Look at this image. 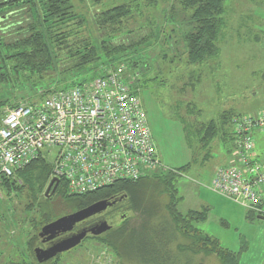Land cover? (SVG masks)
Segmentation results:
<instances>
[{
  "label": "rangeland",
  "instance_id": "374dc122",
  "mask_svg": "<svg viewBox=\"0 0 264 264\" xmlns=\"http://www.w3.org/2000/svg\"><path fill=\"white\" fill-rule=\"evenodd\" d=\"M93 1L73 0L78 12L86 20L84 27L91 35L97 34L94 22L97 8ZM115 1L132 5L138 4L134 19L129 20L121 27L122 35L119 36L120 32L116 34L118 35V44H135L146 38L150 32L153 34L148 45L141 50L140 60L142 67L146 66V72L143 74L140 70L138 97L146 115L154 144L159 151L162 167L177 169L185 163L191 162L197 155L201 160L205 150L197 151L196 149L198 139L195 129L200 124L216 120L223 111L232 110L244 116L264 114V81L262 80L264 72V2L259 0H224L225 12L222 18L225 24L218 38L220 54L217 58L211 59L201 66H193L186 64L182 42V37L188 30L187 21L190 14L181 11L179 0H154L159 8L148 7V0ZM109 2L105 1L104 3L107 6ZM170 7L173 8L169 10ZM38 9L40 10V7ZM1 16L3 18L0 20V29L3 31L6 27L14 26L11 28H15L14 24H17V21L20 23L19 21L22 19L24 21L27 18V23L30 22L25 8L13 12L5 11ZM76 28L71 23L64 31ZM12 36L7 35L8 38ZM64 53L57 54L61 57L57 66L59 71L47 75L41 83L34 76L31 81L38 84L33 87L27 85L28 83L22 79L18 80L20 85L14 87L17 82L14 81L15 78H12V82H10L12 84L0 85V101L8 99L9 103L25 104L33 99L36 100L41 95L45 96L52 91L62 90L63 88L58 86L61 79L78 84L89 77H97L92 69L75 78H67V75L57 76L58 73L68 68ZM162 54H166L168 60H163ZM170 60L172 61L170 62ZM126 65L127 63L120 62L117 68L126 71L128 70L125 69ZM127 74L133 79L132 73L127 71ZM61 85H64V81ZM7 107L8 105L0 107V117ZM263 133L264 127H261L256 128L252 135L255 156H258L256 160L260 164H264V159L257 149L256 140ZM188 140H191V146L188 145ZM218 140V138L214 139L209 147L211 154L214 153V155L212 154L213 158H210L205 166L201 167L197 164L189 173L182 174L177 180V187L181 182L186 183L187 177L198 179L200 183L202 179L204 187L209 184L215 170L222 166V163L217 161V154L222 152H217L214 147L216 142L219 143ZM196 173L202 175L195 177ZM48 185L49 182L42 190V196H39L40 201L43 200L42 197L45 198ZM187 200L186 196L183 197L182 202L178 205L179 212L183 214L188 210L185 207L188 203ZM47 202V206L51 210L52 221L73 213L65 208L58 195L48 199ZM234 205L237 207L233 206V210H229L230 215L213 204L208 205L211 207L207 220L197 225L198 230L217 239L222 247L234 252L239 251L240 237H243L249 246L242 253L239 264H264L262 263L264 262V219L255 220L253 223L244 221L241 218L243 214L238 209L243 213L245 209L240 205ZM200 208L202 207L199 205L189 207L191 210ZM33 220L39 222L41 219L40 210L36 207L30 193L27 190L7 192L0 187V264L33 262L28 254L26 241L23 244H17V239L22 238L20 232L25 231L31 237ZM128 223V228L137 227L139 220L136 218ZM113 224H115L113 229H116L117 222H113ZM153 224L157 238L154 237L155 241L153 239V256L159 259L157 264H193V262L196 264H219L214 256L191 257L188 253H180L176 250V246L188 244L181 233L178 231L173 234L171 232L174 231L171 229L169 233L163 232L164 234L159 236L157 229L159 223L155 221ZM38 227L37 230H34L36 234L42 226ZM24 238L26 237L24 236ZM54 259L57 264H122L111 249L93 238H86L76 248L58 255ZM127 264L144 263L135 260Z\"/></svg>",
  "mask_w": 264,
  "mask_h": 264
},
{
  "label": "trees",
  "instance_id": "16d2710c",
  "mask_svg": "<svg viewBox=\"0 0 264 264\" xmlns=\"http://www.w3.org/2000/svg\"><path fill=\"white\" fill-rule=\"evenodd\" d=\"M105 1L109 2L108 0L93 1L97 8L94 17L97 33L95 35L89 34L84 27L86 20L78 12L73 0L0 1V20L5 11L13 12L24 8L30 17L28 23L27 18L19 21L20 23L17 21V24H14L17 28L12 29L11 27L14 26H10L6 27L5 31L0 29V85L12 84L10 82L15 78L14 81L19 83L18 80L22 79L33 87L38 84L31 81L34 76L41 83L47 75L59 71L57 66L61 57L57 54L65 52L68 68L57 76L67 75V78H75L92 69L97 77H101L109 72L118 71L117 66L120 62H124L127 63V68H124L128 70H119L121 77L131 93L138 97L139 74L146 72V66L142 67L140 60L141 50L148 45L153 34L150 32L146 38L135 44H118L116 34L121 31L123 25L134 19L138 4L111 0L106 6ZM259 1L264 2V0ZM148 3V7L159 8L154 0H148ZM178 4L182 8L181 11L190 14L187 21L188 30L182 37L186 64L201 66L217 58L220 54L218 38L225 24L222 18L225 12L224 0H179ZM172 8L170 7L169 10ZM71 23L77 28L64 31ZM9 34L13 36L8 38ZM120 35L122 32L119 33ZM162 59H167L166 54H162ZM127 71L133 74V79ZM97 77H89L78 84L61 79L58 86L67 89L87 84ZM262 80L264 81V72ZM62 81L64 85H61ZM17 82L14 87L20 85ZM45 96L41 95L36 100H41ZM7 105L15 107L21 104L9 103L8 99L0 101V107ZM242 116L227 110L220 113L216 120L196 127L195 135L198 139L196 149L205 150L201 160L197 155L191 162L177 169H166L161 165L138 181L117 182L85 195L69 194L66 184L60 180L54 194L58 195L65 208L73 213L98 201H120L121 211L127 215L124 223L116 229L108 230L102 236L91 238L111 249L122 264L135 260L144 264H157L159 259L153 256V242L157 239L153 224L155 221L159 223L157 225L159 236L164 234L163 232L169 233L172 229L174 232L171 233L179 231L184 240L188 241L187 245L176 246V250L180 253H188L191 257L214 256L219 264H239L242 253L247 250L246 242L243 241L239 251L234 252L223 248L218 240L198 230L197 225L206 222L209 209L203 207L200 211H190L182 215L177 209L180 198L176 185L182 174L189 173L197 164L203 167L209 161L211 158L209 147L214 139L218 138L223 143L232 142V151L235 149L239 138L234 131L232 120ZM184 129L186 130L185 125ZM187 143L191 146V140ZM51 172V164L43 158H37L23 169L16 170L12 178L0 176V187L3 190L7 192L27 190L40 210L41 220L39 222L33 220L31 237L24 231L19 233L22 238L17 239V244L26 241L25 245L33 262L14 264H39L33 253L39 240L34 230H37L39 225L43 227L44 224L52 221L51 210L47 206L48 199L42 197L43 200H39L42 190L50 182ZM246 213L248 221L257 219L253 212L246 211ZM136 218L139 220L138 226L128 228V222ZM24 236L26 238L23 239ZM42 264H57V262L53 259Z\"/></svg>",
  "mask_w": 264,
  "mask_h": 264
},
{
  "label": "built area",
  "instance_id": "2783aa9c",
  "mask_svg": "<svg viewBox=\"0 0 264 264\" xmlns=\"http://www.w3.org/2000/svg\"><path fill=\"white\" fill-rule=\"evenodd\" d=\"M232 157L205 187L264 217V165L255 160L253 132L264 114L232 120ZM37 158L51 164L50 180L85 195L117 182H135L161 167L146 115L121 71L7 107L0 117V176L12 178Z\"/></svg>",
  "mask_w": 264,
  "mask_h": 264
},
{
  "label": "water",
  "instance_id": "95a60500",
  "mask_svg": "<svg viewBox=\"0 0 264 264\" xmlns=\"http://www.w3.org/2000/svg\"><path fill=\"white\" fill-rule=\"evenodd\" d=\"M57 186V180L52 179L49 182L47 190L45 192L46 197H50L54 194ZM111 204L106 201L96 202L82 210L63 216L45 226L42 227L39 237H46L47 240H53L60 234H67L72 232L76 224L85 221L86 219L103 212ZM257 219L263 220L264 217L259 216ZM110 230V226L106 222H102L98 226L90 229L89 231H82L77 234L71 235L67 238L60 240L53 244L47 249H34V257L37 263L42 264L48 262L58 255L68 252L81 244L86 238L87 234L90 233L92 236H99L102 233Z\"/></svg>",
  "mask_w": 264,
  "mask_h": 264
},
{
  "label": "crops",
  "instance_id": "0c3cea01",
  "mask_svg": "<svg viewBox=\"0 0 264 264\" xmlns=\"http://www.w3.org/2000/svg\"><path fill=\"white\" fill-rule=\"evenodd\" d=\"M152 139H153V137H152ZM218 141H219V143L216 142L214 147L216 148L217 152L221 151L222 153H218L217 154V157L219 159V160L217 159V161L221 162L222 166H226L228 164L229 160L232 157L233 144H232V142L223 143L220 139ZM256 143H257V149L259 150V152L262 155V158L264 159V133L260 134L257 137ZM220 147H221V149H220ZM156 151H157L158 158H159L160 154H159V151L157 150V147H156ZM209 152H210V150H209ZM230 152H231V154H230ZM212 154L214 155V153H212ZM212 154H211V158H213ZM254 155H255V152H254ZM256 157H258V156L256 155ZM215 159H216V157H215ZM185 164H187V163H185ZM260 165H264V164L261 163ZM195 175H197L195 177H198V176L200 177L202 174L201 173H196ZM186 180H187L186 183L181 182V183L178 184V187L176 185V189L178 191V197L180 198L179 204L182 202V198L183 197L186 196L188 198V200H187L188 203L185 205V207L188 209L186 211V213H188L190 211H200L203 207L208 208L210 210L211 206H208V205H211V204L219 207L224 213H227V214L231 213V212H229V210H233V206L237 207L236 205H234L235 203L232 204V202L228 201L227 199L221 197L218 194H215V193L211 192L210 190H208L207 188L202 186V185H204L203 182H202V179H201V183L199 182L198 179H195V178L194 179H190L189 177H187ZM197 205H199L202 208H200L199 210H191V209H189V207H195ZM177 209H178V207H177ZM192 209H194V208H192ZM178 211H179V209H178ZM238 211L243 214L241 216V218H243L244 221H247L249 223H253L255 220H258V219H255L253 221H248L247 218H246V214H247L246 210H244V213L241 212L239 209H238ZM239 212H238V215H239ZM186 213H184V214L181 213V214L185 215ZM208 214H209V212H208ZM263 239H264V236H263ZM240 241H241V245H242L243 241L246 242L243 237H240ZM246 244H247V242H246ZM248 246L249 245L247 244V248H248ZM227 250H229V249H227ZM263 260H264V256H263ZM262 263H264V262H262Z\"/></svg>",
  "mask_w": 264,
  "mask_h": 264
},
{
  "label": "flooded vegetation",
  "instance_id": "af4514ba",
  "mask_svg": "<svg viewBox=\"0 0 264 264\" xmlns=\"http://www.w3.org/2000/svg\"><path fill=\"white\" fill-rule=\"evenodd\" d=\"M54 196H55V194H53L50 197L45 196V198L46 199H52ZM98 202H100V201H98ZM106 202L110 203L111 205L108 206L103 212L96 214V215L86 219L85 221L76 224L75 227L73 228L72 232L67 233V234H60V235L56 236L53 240H47L46 237H39V233L42 229V227H41L39 232L37 233V236L39 239L38 244L34 249H36V248L43 249V250L47 249L50 246H52L53 244L59 242L60 240H62L64 238H67L71 235L82 232L84 230L89 231L90 229L94 228L95 226H98L99 224H101L102 222H106L110 226V230L113 229L115 226V224H113V222H117L118 227L121 226L124 223L125 218H127V215L121 211L120 201L114 200V201H106ZM105 233H102L99 236H102ZM99 236H97V237H99ZM91 237H95V236H92L90 233H88L86 236V238H91Z\"/></svg>",
  "mask_w": 264,
  "mask_h": 264
}]
</instances>
